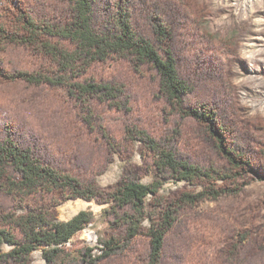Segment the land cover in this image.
<instances>
[{
  "label": "rangeland",
  "instance_id": "obj_1",
  "mask_svg": "<svg viewBox=\"0 0 264 264\" xmlns=\"http://www.w3.org/2000/svg\"><path fill=\"white\" fill-rule=\"evenodd\" d=\"M130 2L136 9L131 22L135 29L146 26L145 15L154 5L170 10V16L180 15L184 72L190 71L191 61L200 58L204 66L223 74L228 87L221 89L229 93L232 105L231 110L222 112L223 144L226 149L237 148L241 155L231 154L236 163H230L224 154H217L201 124L176 122L171 106L159 98L146 70L113 57L89 66L87 76L125 83L132 103L123 114L109 111L106 105L97 107L95 111L107 117L110 131L108 141L100 143L108 152L95 156L93 149L99 144L82 130L74 116L77 109L66 92L28 84L18 76L19 71L51 69V56L42 45L58 44L40 29L24 30L25 19L31 18L35 24L44 18L47 23H64L70 14L67 5L62 0H0V135L14 139L30 131L38 151L58 171L85 182L92 175L96 195L87 199L71 196L63 188L51 193L38 190L17 199L9 215L3 211L0 215L7 216V221L10 216L29 218L32 214L48 221H66L81 210L89 211L94 219L85 227L93 231L96 240L88 241L80 230L67 247H90L92 254L98 255L100 245L113 238L119 253L100 264H143L150 224L167 208L179 206L178 222L167 237L165 264H264V0ZM166 145L195 160L209 159L218 173L189 181L161 178L154 162L156 149ZM125 174H133L143 184L161 182L154 194L146 196L137 234L128 239L124 236L131 223L114 217L112 201L106 200ZM215 190L222 192L211 198L209 193ZM200 192L205 193L204 198L182 201ZM240 233L246 239L238 243ZM11 246L3 242L2 250ZM26 264H45L42 247L30 252Z\"/></svg>",
  "mask_w": 264,
  "mask_h": 264
},
{
  "label": "trees",
  "instance_id": "obj_2",
  "mask_svg": "<svg viewBox=\"0 0 264 264\" xmlns=\"http://www.w3.org/2000/svg\"><path fill=\"white\" fill-rule=\"evenodd\" d=\"M62 1L70 12L64 23L51 24L44 18L35 24L33 19H25L24 30L35 32L40 29L48 38L57 40L58 44L42 45L51 56L52 68L47 71H19L18 76L28 84L46 85L66 92V97L77 109L74 116L82 130L99 144L93 149L95 156L108 152L101 148L100 143L108 141L110 131L107 117L96 112L97 107L106 105L109 111L123 114L132 103L125 83L97 81L87 76L89 66L115 57L126 60L132 67L146 70L154 81L159 98L171 106L170 113L176 122L192 120L201 124L200 128L214 151L220 156L224 154L230 163H236L231 154H241L235 147H224L221 131L225 125L222 112L232 109L229 93L221 89V86L228 87L227 83L222 73L218 74L214 67H206L198 61L197 54L198 59L188 65L190 71L182 70L184 49L179 29L182 18L178 13L170 16V10L154 5L145 15L146 26L135 29L131 22L136 9L130 0H121L120 5L110 0ZM1 33L7 36L4 30ZM156 151L154 165L161 178L189 181L218 173V168L209 159L206 162L195 160L175 146L166 145ZM91 181L92 175L85 182L58 171L38 151L37 140L30 131L26 130L23 137L14 139L0 135V212L9 215L17 199L22 195L37 194L38 190L51 193L54 189L63 188L71 196L89 199L96 196ZM160 184L159 180L143 184L133 174H125L107 195L106 200L113 204L112 215L124 217L131 223L125 238L137 234L145 198L154 194ZM219 192L222 191L215 190L209 194L215 198ZM204 197L205 193L200 192L194 197L187 195L182 201L192 203ZM180 209L179 206L169 207L158 221L150 224L145 234L143 264H165L167 237L178 222ZM6 217L0 215V264H26L30 252L39 247H42L45 264H100L112 254L119 253L120 247L114 244L113 238L100 245L98 255L92 254L90 247L66 246L74 233L93 221L89 211L81 210L66 221H48L40 214H32L29 218L10 216L8 221ZM245 239L246 235L240 233L236 240L239 243ZM3 242L11 244V248L3 251Z\"/></svg>",
  "mask_w": 264,
  "mask_h": 264
},
{
  "label": "built area",
  "instance_id": "obj_3",
  "mask_svg": "<svg viewBox=\"0 0 264 264\" xmlns=\"http://www.w3.org/2000/svg\"><path fill=\"white\" fill-rule=\"evenodd\" d=\"M88 225V224H87ZM86 225V226H87ZM85 227V226H84ZM82 228V229H80L81 231H84V233L86 234L85 236H86V239L88 240V241H95L96 240V238H95V236H94V233H93V231L91 230V229H88L87 227H85V228H87V229H85V228ZM79 230V231H80ZM79 231H77V232H79ZM73 237V236H72ZM71 237V238H72ZM71 238H69L68 239V241L65 243V244H69V242H70V240H71Z\"/></svg>",
  "mask_w": 264,
  "mask_h": 264
}]
</instances>
